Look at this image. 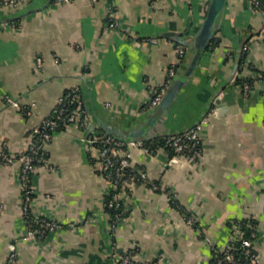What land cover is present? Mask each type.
I'll return each mask as SVG.
<instances>
[{
  "label": "crops",
  "instance_id": "crops-1",
  "mask_svg": "<svg viewBox=\"0 0 264 264\" xmlns=\"http://www.w3.org/2000/svg\"><path fill=\"white\" fill-rule=\"evenodd\" d=\"M209 2L22 0L14 9L0 6V148L15 157L24 152L33 129L73 87L81 89L90 117L87 130L66 125L53 133L33 177L32 213L60 225L43 241L23 239L19 166L0 162V264L12 248L17 264H113L114 252L132 250L145 264L159 258L161 264H213V248L225 250L235 220L256 231L254 250L264 264V15L247 0H226L214 28L218 42L202 52L165 117L152 124L144 117L168 68L180 61L179 77L189 64ZM112 6L117 29L108 27ZM237 80H251L247 96ZM5 96L32 114L8 105ZM197 123H203L198 166L184 159L169 164L162 149L153 156L129 149L130 167L160 187L133 183L124 200L127 214L112 230L109 184L84 139L106 129L153 139Z\"/></svg>",
  "mask_w": 264,
  "mask_h": 264
},
{
  "label": "built area",
  "instance_id": "built-area-1",
  "mask_svg": "<svg viewBox=\"0 0 264 264\" xmlns=\"http://www.w3.org/2000/svg\"><path fill=\"white\" fill-rule=\"evenodd\" d=\"M57 3H69L73 0H55ZM250 7L264 15V0H247ZM22 0H2L0 6L5 9L16 8ZM92 4L97 0H90ZM108 27L111 29L119 28V21L114 11V6L110 7L107 16ZM155 42V40H151ZM246 48H243L245 51ZM184 53L179 49L180 58ZM37 65L40 66L41 60L38 58ZM171 65L167 70L165 82L156 90L148 102L146 110L155 107L162 99L168 85L175 77L179 68V63ZM242 93L247 96L251 89V84L246 81L241 83ZM4 102L15 108L20 109L22 114L30 116V107H20L15 99L5 96ZM90 124V117L84 108L82 92L79 87L68 89L59 98L53 114L43 118L33 129L31 140L27 149L19 155H10L5 147L0 148V162L11 165L17 163L19 166V180L22 190V215L25 220V234L23 239L28 242H40L60 228L54 220H50L32 213V203L36 196V188L33 177L37 168L45 162L46 145L51 141L52 135L64 126H76L80 130H87ZM203 123H197L182 133L165 136L158 146L152 143L139 140L123 141L102 132H91L84 139V148L90 155H95L100 163L101 172L109 184L108 200L106 207L110 211V225L112 230L127 214L124 200L128 197L133 183H141L158 190V183L149 182L145 172L135 171L130 167L129 149H140L144 154L153 156L159 150L169 153V164H176L184 159L194 166L199 165L201 154V134ZM176 193L170 191L168 199L174 207H177ZM3 210L0 209V216ZM188 224L192 220L187 218ZM72 226V224H69ZM230 240L223 252H218L213 248V264H260V258L254 250V240L256 231L253 229L247 233L245 223L235 220L230 223ZM212 246V244H211ZM213 247V246H212ZM113 264H145L138 257L135 250L112 254ZM162 259L149 263L161 264ZM4 264H17V253L12 248Z\"/></svg>",
  "mask_w": 264,
  "mask_h": 264
},
{
  "label": "water",
  "instance_id": "water-1",
  "mask_svg": "<svg viewBox=\"0 0 264 264\" xmlns=\"http://www.w3.org/2000/svg\"><path fill=\"white\" fill-rule=\"evenodd\" d=\"M225 3H226V0H210L205 19L197 35L195 36V38L193 39L191 43L192 56H191L189 64L187 65V67L185 68V70L179 77H178V74L176 73L175 77L173 78L171 83L168 85L160 102L155 107H153L148 112V114L144 116L147 123L152 124L156 122L158 119L165 117L168 108L173 103V101L176 99L179 92L185 86L186 81L188 80L190 75L193 73L202 52L210 44L213 38V35H214V28L217 24L220 14L222 13L225 7ZM182 44L185 45V43H182ZM105 132H106V135L112 136L116 139L123 140V141H131V140L146 141L147 140L146 137H144L145 135L142 131H134V132L122 134V135H120L117 132H113L112 130H109V129H106Z\"/></svg>",
  "mask_w": 264,
  "mask_h": 264
},
{
  "label": "trees",
  "instance_id": "trees-1",
  "mask_svg": "<svg viewBox=\"0 0 264 264\" xmlns=\"http://www.w3.org/2000/svg\"><path fill=\"white\" fill-rule=\"evenodd\" d=\"M217 42H218V41H217L215 38H213L212 41H211L212 44H216ZM244 60H245V55H244V53H243L242 55H240V58H239L238 64H239V65H242L243 62H244ZM243 81H246V82H248L249 84H251V83H250L251 80H237V82H239V83H242ZM164 137H165V136H163V137H158V138H153V139H147L146 142H149V143H152V144L155 145V146H158L159 144H161V142H162V140H163ZM107 210H108V209H107ZM108 212H109V214H111L110 211H108ZM247 233H249V231H247Z\"/></svg>",
  "mask_w": 264,
  "mask_h": 264
}]
</instances>
